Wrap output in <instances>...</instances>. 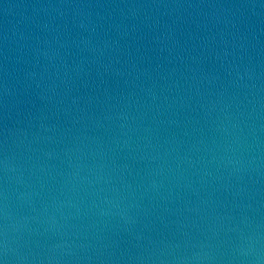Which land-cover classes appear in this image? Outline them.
I'll return each mask as SVG.
<instances>
[{
  "label": "water",
  "instance_id": "1",
  "mask_svg": "<svg viewBox=\"0 0 264 264\" xmlns=\"http://www.w3.org/2000/svg\"><path fill=\"white\" fill-rule=\"evenodd\" d=\"M0 264H264V0H0Z\"/></svg>",
  "mask_w": 264,
  "mask_h": 264
}]
</instances>
